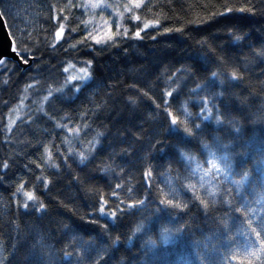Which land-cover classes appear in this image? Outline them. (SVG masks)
Instances as JSON below:
<instances>
[{
  "label": "trees",
  "instance_id": "16d2710c",
  "mask_svg": "<svg viewBox=\"0 0 264 264\" xmlns=\"http://www.w3.org/2000/svg\"><path fill=\"white\" fill-rule=\"evenodd\" d=\"M11 2L19 11L10 14L7 24L12 27L8 29L18 38L21 33L17 29L26 28L31 33L30 36L25 34L24 39L40 57L35 61L40 71L30 67L34 61L25 69L12 60L0 66V177H3L0 179V262L21 264L34 244L37 248L45 245L57 254L56 259L59 260L62 249L73 250L75 236L82 237L96 248L107 249L101 255L108 264H127L129 260L131 264H202L201 257H204L205 264L208 261L223 264V258L231 257L233 253L237 259L232 264H239L247 240L237 233L243 232L244 228L236 222L229 234L233 239L225 240L219 234L218 220L226 208L219 205L205 218L191 192L184 187L188 183L195 184L201 196L207 195L199 187L200 173L193 170L197 163L207 167L208 149L203 148L198 140L187 144L177 135H170L166 113L156 110L142 92H148L162 104L163 92L179 84V95L174 92L175 99L170 98L172 110L184 119L182 109L187 104L195 117L199 112L200 97L190 95L191 90L197 83H205L212 71L226 74L238 66L241 70L238 74L245 77L243 82H232L225 96L216 100L218 104L223 101L221 112L234 121V126L228 125L227 119L224 125H217L214 120L205 122L200 140L211 145L212 150H216L213 137L219 138L220 144L231 147L233 175L229 180H224L223 176L219 179L224 180L221 190L232 188V195L225 194L220 199L235 197L236 187L230 180L241 179L245 170L250 173L245 191H251V185L260 176L259 150L264 142V119L261 118L264 110V74H261L264 65L256 57L264 44V32L260 31L264 28V15L236 13L230 15L226 23L210 20L189 25L188 19L206 17L212 5L218 8L222 0H145L141 9L133 10L141 16L138 22L131 20L132 13L124 12V5L129 0H102L112 7L95 9L90 4L97 0ZM232 2L242 3L243 0ZM52 4L63 9L58 13L60 19L55 22L51 19ZM117 13H123V19ZM64 16L67 20L63 19ZM155 19L161 20L160 28H149L141 33L143 40L118 39L119 46L103 48L89 39L91 48L79 44L75 49L69 47L88 32L103 37L107 25H111L115 33L116 25L120 23L121 32L128 27L131 34L137 24L142 26L143 21ZM61 22L65 31L57 42L55 32ZM182 25L185 26L184 35L173 32L158 35L155 41L150 39V36L157 35L158 30L162 32L165 27ZM229 28L246 38L236 40L235 36L229 35ZM202 39L207 41L203 47L197 43ZM53 44L55 48L51 47ZM218 57H226L227 63L218 65ZM87 60L93 61L90 69L93 79L87 87L80 93L65 89L60 99L44 105L47 115L41 113V118L36 120L47 88L61 86L71 75L73 67L70 65L80 68ZM65 67H68L67 73L64 72ZM245 68L247 71H243ZM173 80L177 84L172 83ZM37 81L40 83L38 93L35 89L25 90L28 84ZM220 90L217 82L207 94L211 96ZM205 94L202 92L200 96ZM132 100L136 103L133 104ZM10 118L15 124L13 131L7 132ZM86 123L91 125L90 129L84 128ZM58 124L73 129L80 127L81 131L79 135L69 133L67 128H57ZM235 127L240 131L236 132ZM97 132H104L105 136L99 138L101 143L89 153L90 142L94 141ZM138 136L141 137L139 142L136 140ZM157 140L164 141L162 152L152 147ZM45 147L51 154V160L45 153ZM69 148L72 154H69ZM125 149L128 154L121 155ZM79 152H84L89 159L81 163L75 155ZM61 153L69 157L67 164ZM5 161L9 163V169L3 168ZM53 164L59 167L54 168ZM149 166L154 168L151 187L144 180V172ZM120 167L125 171L117 175ZM105 168L109 171L106 172ZM43 179L49 180L47 189ZM20 183L25 185V191H32L45 204L44 212H35L32 202H29L28 211L18 206L24 197L13 193ZM116 183L123 187L115 189ZM128 188L132 189L131 193ZM172 188L180 193L179 202H191V211L186 210V214L168 209L156 212L157 207H161L159 199ZM114 190L126 204L130 200L145 199V205L139 210L131 209L125 215L118 214L116 220L100 217L96 211L100 194H104L110 206H114L119 202L112 196ZM258 196V189L249 196L253 207H260L254 203ZM213 217L217 222H213ZM93 219H99L100 224L107 223L108 228L91 223ZM141 221L145 228L133 235ZM185 221L188 222L185 233L177 236L173 231L172 238L165 243L164 228L174 229ZM109 256L112 257L110 260ZM63 264H69V260L65 259Z\"/></svg>",
  "mask_w": 264,
  "mask_h": 264
},
{
  "label": "snow or ice",
  "instance_id": "6c2138e0",
  "mask_svg": "<svg viewBox=\"0 0 264 264\" xmlns=\"http://www.w3.org/2000/svg\"><path fill=\"white\" fill-rule=\"evenodd\" d=\"M145 4V0H129V3L124 5V12L132 13L131 20L133 22L141 21V16L137 15L133 10L141 9L142 5ZM89 5H84V7H88ZM90 6L95 9L98 7H112V5L105 4L102 0H97L95 3H91ZM207 7V6H206ZM52 11L51 19L55 22L60 19L58 13H62L63 9L58 8L56 4H52L50 6ZM14 11H19L17 6L11 2V0H0V22H3L9 29H11V25L7 24V20L11 13ZM150 11V9H149ZM240 13L246 14L249 16L256 15H264V0H243L242 3H233L232 0H222L217 8L215 5H212V9L208 11L207 16H199L196 20L188 19L187 24L191 25L197 23L200 24L208 23L211 21H216L218 24L226 23L227 18L230 15ZM121 19H123V13H117ZM16 18V17H13ZM218 18H225V20H218ZM64 20H67V17H63ZM161 25L160 19L155 20H145L142 23V26L139 24L136 25L135 30L131 31L128 27H124L121 32V24L117 23L116 32L113 33L111 30V25H107V31L104 33L103 37L100 35H93L92 32H88L81 40L77 41L74 44H70L69 47L75 49L77 44L84 45L86 47L91 48V45L88 44V40L96 45H102L103 48L110 46H119L117 44L118 39L122 40H143L144 36L141 33L146 32L149 28L159 29ZM21 36L16 37L15 33L12 31L8 32V36L11 38L10 51L14 53L16 57H19V62L23 65L29 64V59L34 61L33 65L30 66L34 68L37 72L40 71L39 66L35 63V61L39 60L40 57L35 55L32 48H30L25 42L24 36L27 34L31 35L30 32H27V29H17ZM65 31L64 23H60L58 29L55 32L56 41L62 37V34ZM72 31H76V29H72ZM229 35L235 36L236 40H242L246 37L243 35L236 34V30L233 28H229ZM260 31L264 32V28H261ZM180 33L184 35L185 26L182 25L180 27H165L162 32L157 31V35L150 36V39L155 41L158 35H165L170 33ZM198 44L202 47L207 44L206 40H198ZM51 47L55 48V44L51 45ZM103 48L101 50H103ZM36 50H39V45H36ZM65 51H68L66 48ZM124 51L127 53L128 49L125 48ZM27 55L28 58H25ZM256 57L260 60L261 64L264 65V44L261 46V50L256 53ZM9 60V57L6 54L0 53V66H5ZM216 63L226 64V57H218ZM93 61L87 60L83 62V66L75 69L76 74L69 75L65 78L64 83L56 88L49 86L47 88V94L43 95L38 113L35 116L36 120H39L40 114L47 115L44 111V105L49 103L53 99H60L65 94V89L69 91H74L75 93H80L82 88L87 87L89 81L93 79L92 72L90 69L92 68ZM70 67L75 68V65H70ZM240 69L238 66H234L232 70L228 73H221L219 71H212L211 77L203 84L197 83L196 87L191 90L190 95L199 96V112L193 117V113L189 110L187 104L184 105L182 109V113L184 119L180 118V115L174 114L172 110V104L170 103V98L175 99L174 92L179 95L180 85L177 84V81L173 80L172 83L177 84L176 88H172L171 90H165L163 92V101L161 103H157L152 96L149 95L148 92H142V96L151 100L155 106L156 110H162L163 113H166V117L168 120V132L169 134L177 135L180 140L184 143L191 144L192 140H198V142L203 144V148L208 149L207 152V167H203L200 163H197L196 168L193 172L200 173V189L206 191V196H201L195 184L188 183L184 185L191 194L193 200L199 205V207L203 210V215L205 218L209 217L213 211L217 209L219 205H223L226 208V211L223 212L222 216L218 220V224L220 225V236L225 240H231L233 237L229 235L232 231V227L236 222H239V225L244 228L243 232H238V235H243L247 243L243 247V252L239 259V264H264V142H262L260 147V165L259 168L260 176L257 178L256 182L251 185L252 190L246 192L245 191V183L249 181L250 173L245 170L241 179L230 180V183L234 184L236 187L235 197L233 199H220L221 196L227 194L228 196L232 195V188H224L221 190V184L224 183V180H229V178L233 175V159L230 155L231 147L228 144H220L219 138L213 137V141L215 144V149L212 150V146L208 143L201 141L200 136L204 131L203 125L205 122L213 121L217 125H224L225 120L227 119L228 125L234 126V121L228 119L224 113L221 112V105L223 101H220V104L216 103V100L220 97H224L227 90L228 85L232 82H243L244 75L238 74L240 73ZM243 71H247L245 68ZM64 72H68V67L64 68ZM264 74V70L262 73ZM174 75V74H173ZM35 80V77H33ZM218 84L221 86L220 91L215 92L213 95H208V90L214 88ZM7 83V81H5ZM28 89H35L37 93L40 90V83L37 81L36 83H30L26 86V91ZM206 93L203 96H200V93ZM59 94V95H55ZM79 97L77 96V99ZM133 104L136 103V100L131 101ZM226 108V106H225ZM95 114V113H93ZM261 118L264 119V110H262ZM69 119H71L69 117ZM29 120L32 121L33 117H29ZM199 121V122H197ZM15 124L14 120L9 119V123L6 126L7 132L13 131V125ZM57 128H67L69 133L75 132L79 135L81 129L77 127L75 129L68 127L67 125L58 124ZM85 129H90V124L84 125ZM235 131L239 132L240 128L235 127ZM105 136L104 132H97L96 138L94 141L90 142L91 147L89 149V153H92L96 149V145L100 144V137ZM136 140L139 142L141 137H136ZM156 151L162 152L164 150V141L157 140L154 145H152ZM69 154H72V149H68ZM45 153L48 154L49 160H51V154L48 153V148L45 147ZM127 150H123L121 155H127ZM64 156V163L67 164L68 156L64 155V153L60 154ZM79 157L81 163L89 159V156L85 155L84 152L75 153ZM116 155V153H113ZM95 158L94 156L92 157ZM111 159V156L109 157ZM154 160L155 157L153 156ZM189 160L192 159L191 156L188 157ZM37 167L40 165L37 164ZM10 165L7 161L4 162L3 168L9 169ZM28 167V165H25ZM52 167L58 168L59 165L53 164ZM105 171H109V169L105 168ZM114 171V170H113ZM125 169L120 167V175L124 173ZM154 168L149 166L144 172V180L151 187V178L153 174ZM223 176L224 180H220L219 177ZM3 177H0L2 179ZM207 178V183H206ZM38 180L42 179L41 177H37ZM179 179V176L177 177ZM171 183V182H169ZM43 185L45 189L48 188L49 180L43 179ZM123 187L121 183L115 184V189L119 190ZM25 185L20 183L18 187H16L13 195L22 194L24 197L23 203L18 204L19 207H22L25 211H28L30 208L29 202H32V208L35 212L40 213L46 210V206L43 202H40L35 194L32 191H25ZM257 189L259 190V196L255 199L254 203L256 205H260L259 208L253 207L252 203L249 201V196L253 195ZM128 192L131 193L132 189L128 188ZM163 192V190H161ZM112 196L116 197L119 201L115 203L114 206H110V202L105 198L104 194H100L99 196V206L96 209L98 211L100 217H105L109 220H116L119 215H125L131 209H137L143 205H145V199H139L135 201H129L127 204L125 200L119 198V193L117 191L112 192ZM180 193L177 192L175 188H172L169 192L164 193L163 197L159 199V205L161 207H157L156 212H163L164 210H178L181 213L186 214L187 211H191L192 209L189 207L191 202H179ZM195 206V205H194ZM235 214H239L238 216ZM230 221L233 224H230ZM213 222H217L216 218L213 217ZM91 223L100 224L99 219L91 220ZM145 223L143 221L139 222L133 235L136 232H140L145 228ZM188 226V222L185 221L181 223L178 227L174 229H170L165 227L164 233L165 235V243L169 242L172 238L173 231L177 236L183 235ZM100 227L103 229L108 228L107 223L100 224ZM175 242V241H173ZM151 243V241H150ZM73 250L69 251L67 248L62 249V255L60 259H56V253H54L51 249L47 248L45 245L41 244L39 248L34 244L31 249L24 255L22 258L21 264H63L65 259L69 260V264H108V260H104L103 255L101 253H106L107 249L96 248L89 241H84L82 237H73ZM112 257L109 256V260ZM202 264H205L204 257H201ZM237 259L235 253L231 257L225 256L223 258V264H232V261ZM2 264V262H0ZM127 264H131V260L127 262ZM207 264H216V262L208 261Z\"/></svg>",
  "mask_w": 264,
  "mask_h": 264
},
{
  "label": "water",
  "instance_id": "95a60500",
  "mask_svg": "<svg viewBox=\"0 0 264 264\" xmlns=\"http://www.w3.org/2000/svg\"><path fill=\"white\" fill-rule=\"evenodd\" d=\"M9 29L8 27L3 23L0 22V53L6 54L9 57V60H12L19 64L22 68L29 67L33 60L29 59L28 65H23L19 62V57H16L14 53H11L10 51V44H11V38L8 36Z\"/></svg>",
  "mask_w": 264,
  "mask_h": 264
},
{
  "label": "rangeland",
  "instance_id": "374dc122",
  "mask_svg": "<svg viewBox=\"0 0 264 264\" xmlns=\"http://www.w3.org/2000/svg\"><path fill=\"white\" fill-rule=\"evenodd\" d=\"M79 67H77V68H73L72 70H71V75H74V74H76V71H75V69H78Z\"/></svg>",
  "mask_w": 264,
  "mask_h": 264
}]
</instances>
